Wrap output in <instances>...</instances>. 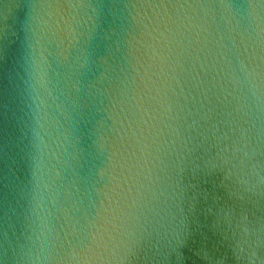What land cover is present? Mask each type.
Here are the masks:
<instances>
[{"label": "water", "instance_id": "obj_1", "mask_svg": "<svg viewBox=\"0 0 264 264\" xmlns=\"http://www.w3.org/2000/svg\"><path fill=\"white\" fill-rule=\"evenodd\" d=\"M0 264H264V0H0Z\"/></svg>", "mask_w": 264, "mask_h": 264}]
</instances>
